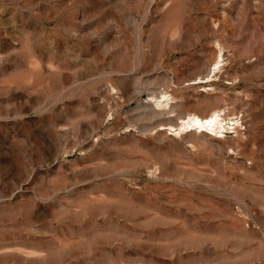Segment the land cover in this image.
Listing matches in <instances>:
<instances>
[{"label": "rangeland", "instance_id": "1", "mask_svg": "<svg viewBox=\"0 0 264 264\" xmlns=\"http://www.w3.org/2000/svg\"><path fill=\"white\" fill-rule=\"evenodd\" d=\"M0 264H264V0H0Z\"/></svg>", "mask_w": 264, "mask_h": 264}, {"label": "bare ground", "instance_id": "2", "mask_svg": "<svg viewBox=\"0 0 264 264\" xmlns=\"http://www.w3.org/2000/svg\"><path fill=\"white\" fill-rule=\"evenodd\" d=\"M219 116H218V114L217 113H214L213 115H210V117H205V118H201L200 116H198V115H193V116H189L187 119H186V124L187 125H193L194 123H196V125L198 124V125H200V128H201V126H204L205 125V123H207V125L209 124V126H212L213 128H215L216 127V125L218 126V118ZM218 118V119H217ZM218 120V121H217ZM183 121V122H184ZM185 124V123H184ZM186 125V126H187ZM207 127V126H206ZM191 128V127H190ZM197 128V127H196ZM194 129V128H193ZM202 129H203V127H202ZM192 130V129H191ZM202 134H205V135H208L209 136V134L208 133H204L203 132V130H202V132H201Z\"/></svg>", "mask_w": 264, "mask_h": 264}]
</instances>
